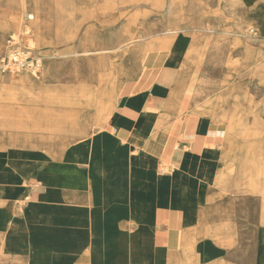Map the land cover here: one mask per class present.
I'll use <instances>...</instances> for the list:
<instances>
[{
  "label": "crops",
  "instance_id": "1",
  "mask_svg": "<svg viewBox=\"0 0 264 264\" xmlns=\"http://www.w3.org/2000/svg\"><path fill=\"white\" fill-rule=\"evenodd\" d=\"M64 1L58 17L34 6V26L66 53L77 25ZM13 16L0 19L12 28ZM246 25L264 42L254 17ZM168 28L127 49L128 68L115 61L136 29L103 43L87 29L38 79H0V264H264V120L243 83L264 87V49L242 43L233 59L225 41L227 74L210 91L205 28ZM182 31L192 41L177 62ZM164 47L173 61L153 53Z\"/></svg>",
  "mask_w": 264,
  "mask_h": 264
},
{
  "label": "rangeland",
  "instance_id": "2",
  "mask_svg": "<svg viewBox=\"0 0 264 264\" xmlns=\"http://www.w3.org/2000/svg\"><path fill=\"white\" fill-rule=\"evenodd\" d=\"M58 0H34L33 3L51 4L54 5ZM71 1V0H69ZM175 0H141L138 2H126L124 0H73L75 11L73 19L77 28L70 29L68 36H73V46L77 51L62 52L60 47H48L49 42L53 43L54 36L51 33L48 40L43 38L35 30L34 23L37 22V13L32 12L33 6L31 0H0V17L7 11L15 8L18 16H13V20L17 22V26L10 25L3 27L0 32L1 37L4 39L3 49L0 52V79L3 77L9 78L15 88L20 85L19 78L27 73L32 75L34 79H38L44 72L45 67L42 62V70L39 74L29 72H4L2 68L3 59L8 55L7 40L12 34H21L26 27H29L34 37V44L38 54L44 58H60L70 57L78 52V49L85 41V31L89 29L91 34L94 35L98 42L102 40L107 41L113 34H121L125 31L136 29L139 39L135 43L125 45L115 61L116 66H125L128 68L130 65L129 59L122 57L127 49H136L143 44L149 43L153 40L164 38L169 31V25L177 17L173 14L172 7ZM189 4L194 5L196 8L195 13H189L192 16L198 15L204 17L206 27L200 35L209 36L206 48L214 46H227L225 41L233 40L236 47L233 48L229 56L233 59L241 57L242 49L240 44L249 43L253 48L264 49V42L261 39H254V33H251L250 28L246 25V14L254 17L257 20L258 10L260 3L254 4L253 7L247 8L244 6V0H188ZM176 2H178L176 0ZM260 5V6H259ZM32 12V14H31ZM248 12V13H247ZM181 18L187 19V13L184 12ZM29 16L34 18L29 21ZM51 16L49 10H41V17L48 20ZM59 14H57V17ZM135 21V23H134ZM165 24V29L159 30V26ZM225 26L229 29H223ZM22 28V29H21ZM1 29V28H0ZM260 34H264V27L259 30ZM6 34V35H5ZM197 34V33H196ZM192 41V34L190 31H182L176 34L172 39V46H174V57L179 62L182 61L186 55ZM106 43V42H105ZM162 54L166 62L173 61L171 51H154L153 53ZM124 56V55H123ZM172 58V59H171ZM202 72L208 74L210 82L209 90L216 91L217 85L224 81L223 78L227 74V69L224 66L213 65L209 61H205L201 67ZM25 75V74H24ZM241 82V80H239ZM243 83L249 85L248 96L254 101L257 109L260 111L262 119L264 120V87L259 83L257 78H247ZM11 84V85H12ZM18 84V86H16ZM212 93V92H211ZM252 121V119H251ZM259 209H256L258 211ZM245 242L243 241L242 244ZM236 246H233L235 248Z\"/></svg>",
  "mask_w": 264,
  "mask_h": 264
},
{
  "label": "bare ground",
  "instance_id": "3",
  "mask_svg": "<svg viewBox=\"0 0 264 264\" xmlns=\"http://www.w3.org/2000/svg\"><path fill=\"white\" fill-rule=\"evenodd\" d=\"M32 1H34V0H31V2ZM124 1H126V2H138V1H141V0H124ZM177 1L178 2H176V0L174 1L173 7H172L173 14H176L177 15V17L171 23V26L172 27L179 26L181 24L183 26H185V27H190V26H192V27L194 26L196 28H205L206 27V23H205L204 17H202L201 15L200 16L198 15L197 17L192 16L193 15L192 13H195L196 12L195 11L196 8H195L194 5L191 6V4H189V1L188 0H177ZM243 3L246 6V9L253 7L254 4L260 3L261 6L259 5L260 6V9L258 10L259 12H258V17H257L256 23L258 25V30L262 29L264 27V0H244ZM32 6H33V11L32 12H34V10H35L34 9V6H38V4L36 2L35 3L32 2ZM54 6L57 8L56 9V12L54 13V14H56V16H57V14H59V12H64L67 9V6L65 5V1L64 0H58L54 4ZM184 12L187 13V16H188L189 13H191L192 15L190 14L187 19L181 18V16L184 15L183 14ZM9 25H10V21L4 20V19H0V28H1L0 29V32L3 30V27H8ZM222 28L223 29H229V28H226L225 26H222ZM39 35H41V34H39ZM262 35H264V34H262ZM3 43H4V39H3V37L0 36V52L3 49V45H4ZM226 47L227 46L225 45V46H214L212 48L204 49L202 56H204V58H205L206 61H209L213 65L224 66V64L226 63V60H227V48ZM163 50H168V49L164 47V48H160V49L153 50V52L154 51H160L161 52ZM149 52H150L149 49H145L143 51V54L141 56L142 62L144 61L146 55ZM130 55H131V53H130ZM251 57H253V53L252 52H249L248 53V59L251 58ZM49 69H50V67H49ZM24 72H27V71H24ZM49 75H51V74L49 73ZM6 88H8V87H6L5 85H0V93L7 92V89ZM240 162H245V161L244 160H241ZM256 183H257V179L254 176L253 178H251V184L256 187L257 186Z\"/></svg>",
  "mask_w": 264,
  "mask_h": 264
},
{
  "label": "built area",
  "instance_id": "4",
  "mask_svg": "<svg viewBox=\"0 0 264 264\" xmlns=\"http://www.w3.org/2000/svg\"><path fill=\"white\" fill-rule=\"evenodd\" d=\"M33 19L29 16V21ZM8 55L3 59L4 72H31L39 74L42 70V57L34 44V37L29 27L21 34H12L7 40Z\"/></svg>",
  "mask_w": 264,
  "mask_h": 264
}]
</instances>
